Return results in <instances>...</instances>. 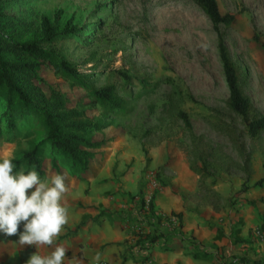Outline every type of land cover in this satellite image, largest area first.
<instances>
[{"label": "rangeland", "instance_id": "obj_1", "mask_svg": "<svg viewBox=\"0 0 264 264\" xmlns=\"http://www.w3.org/2000/svg\"><path fill=\"white\" fill-rule=\"evenodd\" d=\"M216 4L221 15L234 16L233 24L219 25L218 31L239 70V87L254 109L263 112L264 53L251 41V34L254 27L264 41V0H216ZM0 9L9 20L2 23L1 30L12 41L37 39L41 16L50 21L57 18L58 30L74 28L72 37L42 47L53 51L94 88L110 84L122 97L125 88L127 102L121 111L102 113L94 108L93 116L109 124L98 134L110 138L105 147L121 139H131L140 146L145 165L140 181L144 188L135 201L138 204L144 198L141 196L147 195L142 205L146 210L152 193L170 188L168 164L178 160L187 168L200 167L190 154L182 123L174 115L175 111L185 113L194 135L214 148L207 168L210 176L202 179L201 185L199 177L188 169L194 191L186 197L200 210L205 231L199 238L178 233L171 236L176 244L185 241L186 251L195 252L210 264H230L234 258L240 264H264V233L260 230L264 223V183L260 188L251 187L264 176V141L259 147L253 146L241 135L250 152L251 171L245 183L247 190L242 193L244 174L229 163L240 160L220 131L226 123L238 132L242 127L224 105L227 90L215 34L192 0H2ZM121 74L127 82L123 83ZM41 76L48 83H58L60 90L72 98L84 96L71 82L49 71ZM24 86L27 93L37 94L36 99L41 100L37 86ZM164 106L166 111L162 110ZM4 112L5 104L0 100V160L14 157L42 137L36 120L29 118L17 123L14 133L5 130ZM152 147L161 148L159 164L153 170L149 154ZM46 165L47 171L48 161ZM246 238L255 247L243 246Z\"/></svg>", "mask_w": 264, "mask_h": 264}, {"label": "trees", "instance_id": "obj_2", "mask_svg": "<svg viewBox=\"0 0 264 264\" xmlns=\"http://www.w3.org/2000/svg\"><path fill=\"white\" fill-rule=\"evenodd\" d=\"M193 4L208 19L211 29L216 38V53L221 65L227 97L224 102L227 112L239 120L242 127L237 131L230 124H223L220 128L229 144L234 148L240 163H229L234 165L244 174L241 192L247 190L245 185L250 174L249 156L241 135L246 136L253 146L261 145L264 133V111L258 112L252 106L248 97L239 87V70L231 61L229 54L223 44L222 35L218 26H230L234 23L231 14L221 15L218 11L216 0H192ZM2 0H0V7ZM3 22H9L0 9V100L5 104L4 116L6 117L5 130L15 132V125L24 118L36 120L42 130V137L30 142L26 150L15 154L13 163L15 171L23 169L25 173L36 170L41 179L48 174H58V168L66 169L72 178L82 179L88 172V165L99 159L98 151L111 142L110 138L98 136L109 124L96 121L93 109L99 108L102 113L118 112L126 104L127 93L122 87L124 96H119L115 86L106 84L100 88L83 82L76 70L68 63L58 57L53 51L46 50L42 46L50 45L56 41L66 40L73 36L74 28L64 27L58 30L57 18L50 21L47 17L39 18L37 28L38 38L30 41H12L1 29ZM251 41L264 53V41L252 29ZM49 71L52 75L64 81L71 82L76 88L82 90L84 96L72 98L61 91L58 83H48L42 78L43 72ZM123 83L127 77L120 75ZM24 84L35 85L41 91V100H37V94H29L24 89ZM124 85V84H123ZM33 99L35 102H33ZM168 105L171 99L167 97ZM166 111V106L163 107ZM175 118L183 126V131L189 141L190 154L199 163V168L188 165L189 171L198 176V183L210 174L207 168L211 165L209 159L213 158L214 148L203 142L201 136L194 135L191 125L185 113L175 111ZM205 148L207 150H205ZM47 151V153H45ZM48 159V160H47ZM228 160V158H227ZM46 161L49 168L46 171ZM224 166V164H221ZM226 167V164H225ZM227 171V170H225ZM264 183V176L254 182L251 187L260 188ZM154 193L146 202L147 211L152 214V198ZM132 199V197H130ZM143 200L139 199L138 205L142 207ZM217 211V210H216ZM178 221L181 214L170 213ZM94 220V219H93ZM82 219L78 226L85 223ZM260 230L264 233V225ZM160 236L143 235L136 242L137 249L144 250L143 243L153 244Z\"/></svg>", "mask_w": 264, "mask_h": 264}, {"label": "crops", "instance_id": "obj_3", "mask_svg": "<svg viewBox=\"0 0 264 264\" xmlns=\"http://www.w3.org/2000/svg\"><path fill=\"white\" fill-rule=\"evenodd\" d=\"M98 153L101 156L88 165L82 179L72 178L66 169L58 168V174L66 176L69 187V223L57 243L69 249V258L75 256L83 264H96L94 257L99 252L100 262L106 264H210L195 252L186 251L185 241L176 244L175 237L171 236L178 233L199 238L205 231L200 210L186 197L194 191V186L184 162L176 160L168 164L171 190L167 187L154 193L150 215L135 201L139 190L144 188L140 172L145 166L137 142L121 139ZM149 154L153 170L159 164L161 148L152 147ZM145 196H141L143 202L147 199ZM170 213H180L179 221L170 217ZM84 218L85 223L78 226ZM146 234L160 237L153 244L143 243L144 250L137 249L138 238ZM242 245L255 247L249 238ZM35 251L46 255L51 249L22 248L17 236L0 233V264H25Z\"/></svg>", "mask_w": 264, "mask_h": 264}, {"label": "clouds", "instance_id": "obj_4", "mask_svg": "<svg viewBox=\"0 0 264 264\" xmlns=\"http://www.w3.org/2000/svg\"><path fill=\"white\" fill-rule=\"evenodd\" d=\"M15 169L12 158L0 160V233L17 236L22 248L51 249L46 255L33 252L25 264H83L75 256L69 258V249L57 243L69 223L66 176L41 179L34 169ZM94 260L100 264L99 252Z\"/></svg>", "mask_w": 264, "mask_h": 264}, {"label": "built area", "instance_id": "obj_5", "mask_svg": "<svg viewBox=\"0 0 264 264\" xmlns=\"http://www.w3.org/2000/svg\"><path fill=\"white\" fill-rule=\"evenodd\" d=\"M229 263L230 264H240V261L237 258H234V259L230 260ZM100 264H106V263L100 262Z\"/></svg>", "mask_w": 264, "mask_h": 264}]
</instances>
